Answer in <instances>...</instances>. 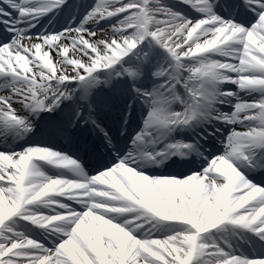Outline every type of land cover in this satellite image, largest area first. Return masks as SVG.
<instances>
[{"label": "snow or ice", "instance_id": "snow-or-ice-1", "mask_svg": "<svg viewBox=\"0 0 264 264\" xmlns=\"http://www.w3.org/2000/svg\"><path fill=\"white\" fill-rule=\"evenodd\" d=\"M178 4L0 0V264H264V0ZM69 8L66 26H41ZM136 106L123 151L103 114L125 136ZM37 118L112 151L90 175L43 142L6 146ZM192 154L198 167L145 172Z\"/></svg>", "mask_w": 264, "mask_h": 264}, {"label": "bare ground", "instance_id": "bare-ground-1", "mask_svg": "<svg viewBox=\"0 0 264 264\" xmlns=\"http://www.w3.org/2000/svg\"><path fill=\"white\" fill-rule=\"evenodd\" d=\"M174 3H178V0H174ZM171 5H173V4H171ZM160 55H162L163 56V54L161 53ZM224 87H227V85H225ZM228 87H235V86H228ZM222 107V106H221ZM229 110V109H228ZM135 111H136V114L137 115H139V116H141V113H142V109H139L138 107H136V109H135ZM147 115V110L144 112V115L143 116H146ZM96 143H98V142H93V145H95V147L97 146L96 145ZM92 145V144H91ZM130 146H131V144H130ZM101 150H103V147H105V148H107V149H109L108 147H106V146H104V145H99L98 146ZM88 150H89V148H87ZM68 156H70V157H72V158H74L73 156H71L70 154H68V153H66ZM75 159V158H74ZM146 174H149V173H147L146 172ZM149 175H151V174H149Z\"/></svg>", "mask_w": 264, "mask_h": 264}]
</instances>
